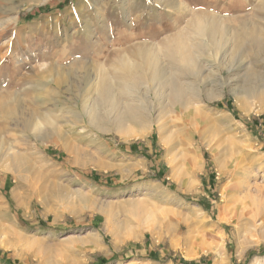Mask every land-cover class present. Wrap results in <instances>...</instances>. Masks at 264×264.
<instances>
[{"label":"rangeland","instance_id":"1","mask_svg":"<svg viewBox=\"0 0 264 264\" xmlns=\"http://www.w3.org/2000/svg\"><path fill=\"white\" fill-rule=\"evenodd\" d=\"M195 16L256 38L222 48L228 85L167 64L181 104L169 87L116 89L92 124L83 105L124 52L165 47ZM263 253L264 0H0V264H264Z\"/></svg>","mask_w":264,"mask_h":264},{"label":"bare ground","instance_id":"2","mask_svg":"<svg viewBox=\"0 0 264 264\" xmlns=\"http://www.w3.org/2000/svg\"><path fill=\"white\" fill-rule=\"evenodd\" d=\"M225 23L221 21L219 22L218 20H216V18H208V16H195V18H193L190 22V27L188 29L185 27L187 29H185V32L183 31V29V33L179 32L180 34L178 33L177 36L173 37L172 39H168L167 45L165 47L162 46V48L160 47L157 50H143L142 48H139L137 49L136 53L132 55V57H130L124 52L121 59V66L120 68L116 69V76L111 77L109 75V77H111L109 78L107 75L106 78L104 75V77H102L101 80L98 82V86L96 88L97 98L95 100V106H93L89 110L87 108V102L83 105V108L87 110V114L92 124H97L99 119H101L102 115H100V113L98 112L99 106H114L112 104H115V101L117 100H115L116 95L114 94L116 89L119 90L118 92H121L125 95L136 94L137 91H141V89H145L146 91H149L151 89L154 91V93L157 94L159 91L165 90L167 87H169L173 105L175 106L176 104H181L183 102L184 96L182 88L183 86L179 85L176 82V80L174 79V74L170 70L169 71L172 74H166L167 76L165 77V79L161 77L162 72L167 70L165 69L167 64L171 66L168 67L169 69L171 68L173 71L178 70L188 72V74L191 73L198 78L204 77L205 75L214 76V83L216 85L215 87L220 90L224 89V86L228 85L229 78L224 79L221 74L220 64L218 63V61L220 60L219 56L220 52L222 51V48H227L231 45L232 51L239 53L240 51L242 52V50L245 51L246 46L251 41H256V38H253L254 35L253 37H251V34H247L245 32H236V29V31L232 30V27H227ZM243 28L242 31L245 30V28ZM197 38L203 39L201 41L199 40L200 42H195L194 40H197ZM250 39L252 40L250 41ZM216 49L218 50L217 52H215ZM208 51L213 53V57L216 63L214 67L211 65L212 67L203 68V66L199 64L197 57L200 53L204 54ZM234 57L237 58L236 56ZM233 66L234 62H231L230 67H228L231 74L233 72ZM189 90L190 89L188 88V91ZM148 94L149 93L146 94L147 96L145 100L147 105H149V101L151 99ZM190 95H192V97L194 98H197L199 94L197 92H193ZM142 102H144V100H142ZM148 109H150V106L148 107ZM33 127L34 131L36 132L39 130V128L41 129V127L43 126L40 127L36 122L35 124H33Z\"/></svg>","mask_w":264,"mask_h":264},{"label":"trees","instance_id":"3","mask_svg":"<svg viewBox=\"0 0 264 264\" xmlns=\"http://www.w3.org/2000/svg\"><path fill=\"white\" fill-rule=\"evenodd\" d=\"M264 254V253H263Z\"/></svg>","mask_w":264,"mask_h":264}]
</instances>
